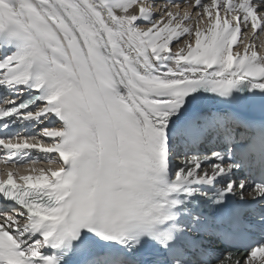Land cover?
<instances>
[{
	"label": "snow or ice",
	"instance_id": "obj_1",
	"mask_svg": "<svg viewBox=\"0 0 264 264\" xmlns=\"http://www.w3.org/2000/svg\"><path fill=\"white\" fill-rule=\"evenodd\" d=\"M261 35L264 0H0V264H264Z\"/></svg>",
	"mask_w": 264,
	"mask_h": 264
},
{
	"label": "rangeland",
	"instance_id": "obj_2",
	"mask_svg": "<svg viewBox=\"0 0 264 264\" xmlns=\"http://www.w3.org/2000/svg\"><path fill=\"white\" fill-rule=\"evenodd\" d=\"M243 39H244V42H247V39L248 38L247 37H244ZM256 42H257V44L264 42V35H261ZM0 167L1 168H4V167H12V165H8V166L0 165Z\"/></svg>",
	"mask_w": 264,
	"mask_h": 264
},
{
	"label": "bare ground",
	"instance_id": "obj_3",
	"mask_svg": "<svg viewBox=\"0 0 264 264\" xmlns=\"http://www.w3.org/2000/svg\"><path fill=\"white\" fill-rule=\"evenodd\" d=\"M163 2V1H162ZM1 94V93H0ZM43 164V163H42ZM227 251H233L232 249H227Z\"/></svg>",
	"mask_w": 264,
	"mask_h": 264
}]
</instances>
